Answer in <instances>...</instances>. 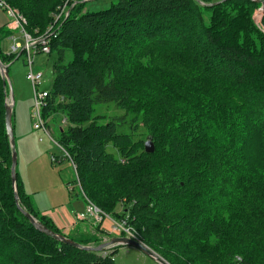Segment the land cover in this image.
I'll return each mask as SVG.
<instances>
[{
  "label": "trees",
  "instance_id": "obj_1",
  "mask_svg": "<svg viewBox=\"0 0 264 264\" xmlns=\"http://www.w3.org/2000/svg\"><path fill=\"white\" fill-rule=\"evenodd\" d=\"M2 1L24 17L33 39L54 31L47 52L55 54L51 85L40 113L69 155H63L74 170L68 196L87 205L89 199L111 219L125 220L136 239L169 264H206L202 245L215 248V264H264V178L256 179L249 198L242 187L243 163L252 154L264 163V31L252 19L260 3L101 0L108 5L87 10L93 0ZM10 33L1 28L0 43ZM21 55L24 50L3 52L0 45L3 64ZM182 79L192 81V93H206L209 103L176 99L169 85ZM220 98L235 115L220 122H237L256 150L237 149L242 155H235L230 134L209 129L213 117L193 122L205 108L213 114ZM5 101L0 76V264H115L119 246L80 250L39 232L16 208ZM98 104L122 114L97 113ZM56 116L61 125L52 127ZM144 132L152 152L144 150ZM15 183L20 207L52 231L90 246L111 236L98 223L92 230L61 232L37 211L17 169Z\"/></svg>",
  "mask_w": 264,
  "mask_h": 264
},
{
  "label": "rangeland",
  "instance_id": "obj_2",
  "mask_svg": "<svg viewBox=\"0 0 264 264\" xmlns=\"http://www.w3.org/2000/svg\"><path fill=\"white\" fill-rule=\"evenodd\" d=\"M83 1H86V0H83ZM107 5H108L107 1L93 0L87 4L86 9L87 10H97L100 8H104ZM257 10L258 8H256L252 12V19L256 22L257 27L259 26V28L264 31V21H263L264 8L262 9L261 13L258 15V18L256 20ZM16 33H18L17 30H16ZM4 44H6L7 46V41H5ZM30 51L32 52L33 49H30ZM24 59H25L24 56L21 55L19 58L13 60V62H11V64L8 67L9 77L10 75H12L11 85H12L13 98L17 102L16 105L18 106V104L20 103V107H21L19 110L17 109L15 110L16 118L18 120L23 119V124H20L15 134H18L20 130L23 129L26 136L28 138H32L35 141L36 143L35 147L27 146L26 149L33 148L31 150V157L33 161L37 162V167L39 166L38 168H36L38 174L42 175L43 177L45 176V179L55 177L56 182H53L52 184L57 187H59V185L63 186L65 181L62 182L61 178L65 176L66 181H72L74 177V172H73V169L70 163L66 159L63 158V153L61 149L57 145V142L51 138L48 129L45 126H44L45 130L41 128L33 129L32 127V123H34V120L31 117V107L33 105V98H32V90H31L30 83L25 77V74L27 72V66L24 63ZM54 59H55L54 53L47 54L46 52L39 51L33 55V63L31 67L32 71L34 73L38 72L42 76V84L39 88L40 91L47 92L50 89L51 79H52L51 63ZM261 76L264 77V73L262 72L259 73V77ZM10 81H11V78H10ZM172 81L173 82L169 86L173 88L172 90L173 96L176 99L184 101L185 103H188V100L190 99H195L196 103H200V104H202L201 102L207 103V104L209 103L208 99H206V93L202 95L200 93L201 92L200 90H196L194 93H192V85H193L191 83L192 81H189V83L183 79L180 80L179 83H177L176 80H172ZM255 84H257L256 81H255ZM203 88L207 90V86H204ZM210 91H213L215 94V91L214 89H212V87ZM226 103L227 101L224 98H220L214 104L215 107L211 109L212 113L214 112L213 114H210L209 109L205 108L206 112L205 113L203 112V114L199 115L198 119L193 120V122L197 124L198 122H201L206 119H208V121L210 122L213 117L214 121L211 122V124L209 125V129L211 131L216 132L218 135L220 133L230 134L229 137L233 141V145L235 148V155H242V154H237V149L240 152L245 151L244 153H246L249 148L251 149V151L256 150V141L249 139V137L247 136H244L242 134V129L240 130L238 128L237 122H235L234 120L230 121L226 118H225L226 119L225 124L220 122L221 118H223L224 116L229 117V118L235 117L234 113L230 112V107L226 106ZM219 105H223L224 109H217ZM96 108H97L96 110L97 113H102V114H105L106 116L107 115L114 116V115L122 114V112H119L117 108L111 107L109 105L106 106L105 104H98ZM60 125L61 123L59 121V117L56 116L55 125L52 127H55V126L59 127ZM141 128L142 127L140 125L138 127V132H137L138 134L139 132H141L142 130ZM15 134H14V141H15L16 161H17L16 169H18V166L20 167L21 163H20V156L18 159V152H17V144L19 140L16 138ZM47 134L50 136V139ZM141 136L146 142L147 141L146 137H148L149 135L147 136V133L144 132ZM237 139H242V140L237 141ZM246 139L247 141H245ZM107 148H108V151L114 152V154H116V152L113 150V148L110 145H108ZM45 155L47 157V162L45 161ZM51 156H57V160H55L54 162H50ZM256 158L257 157L255 156V154H252L251 155L252 160L247 161L248 164L246 162L243 163L242 172H243L244 181L242 182V187L244 188L245 192L249 191L248 198L252 194L250 193V189L255 187L256 179L264 178V163L257 164L255 160L259 161V158L257 159ZM253 163H256V164L253 165ZM252 166H253V171H252ZM246 167H248L249 169L247 173L245 170ZM31 176L33 175H27L26 177L27 189L29 191H36L38 193L37 198H44V196L47 194V191H45V188L39 189L36 185L38 182L35 179H33ZM61 201L63 200L60 199L59 197L53 198L50 202L45 201V204H46L45 207H40L39 210H43L48 207H58L60 206ZM67 201H72V200L68 199ZM87 201L89 202L88 205L95 206L93 201L89 199ZM114 210H116L115 212L116 214H121L120 205H117L114 208ZM82 211H84V209H82ZM85 211H86V208H85ZM85 211L82 212V214H85ZM112 220L116 222H120V218L117 216H114ZM250 228H253V226L252 225L249 226V230ZM114 234H115L114 236L126 235V233L122 231L115 232ZM205 238L207 239L208 236H206ZM221 242H224V241H221ZM225 244L226 242H224L223 246H225ZM202 246H203L201 248L203 250L202 252L206 255V259H205L206 264L217 263V255L215 254L213 250L215 248H212L211 250L208 247H205L204 245ZM179 254L181 258L185 259V255H186L185 250L179 249ZM114 260H115V264H157L154 260L144 255L142 252H140L136 248L130 247V246H124V245L119 246L117 248V251L114 255Z\"/></svg>",
  "mask_w": 264,
  "mask_h": 264
},
{
  "label": "crops",
  "instance_id": "obj_3",
  "mask_svg": "<svg viewBox=\"0 0 264 264\" xmlns=\"http://www.w3.org/2000/svg\"><path fill=\"white\" fill-rule=\"evenodd\" d=\"M9 29L11 33L4 38L0 45L2 47L3 52H8V47L11 44V37H16L17 41L22 44L21 35L16 33V30H13L9 27V18L7 15L0 9V29ZM7 41V46L4 44V42ZM10 74V72H9ZM11 82H12V75H10ZM16 101L14 100L13 103V110H12V122H13V134L16 133V130L19 128L20 124H23V119L18 120L16 118L15 110H19L20 103L18 106L16 105ZM17 107V108H16ZM16 138L19 140L17 144V152H18V159L20 156V167L18 166V173L20 175L23 189L26 194L30 196V199L40 213L44 214L45 216L49 217L52 222L55 224V226L63 233L67 234L70 231L76 229H82V230H92L94 225L97 224L94 219H92L91 216L86 214L85 208L87 204L82 200L80 197H74L70 198L68 196V187L67 183L70 181H66V177H62L61 181H65V183L62 185H59V187L53 185V182H56V178H48L45 179V176L39 175L36 168L37 162L33 161L31 157V149H26L27 146L35 147L36 143L32 138H28L26 134L24 133L23 129L20 130L18 134H15ZM45 161L47 162V157L45 155ZM48 165V163H47ZM74 172V170H73ZM27 175H33L31 176L33 179H35L38 183L36 184L39 189L45 188V191H47V194L44 196V198H37V192L36 191H29L27 189V182L26 177ZM74 178V177H73ZM73 180V179H72ZM59 197L63 201H61L60 206L58 207H48L43 210H39L40 207H45V201L50 202L53 198ZM68 199H71L72 201H67ZM67 201V202H66ZM44 203V204H42ZM82 209L85 211L84 218H78V215L82 214ZM107 219V220H106ZM113 223V220L105 218L101 222H99L97 225L100 227L101 230H103L106 233H109L112 237L115 234H112L110 231L111 225ZM109 237V238H110Z\"/></svg>",
  "mask_w": 264,
  "mask_h": 264
},
{
  "label": "water",
  "instance_id": "obj_4",
  "mask_svg": "<svg viewBox=\"0 0 264 264\" xmlns=\"http://www.w3.org/2000/svg\"><path fill=\"white\" fill-rule=\"evenodd\" d=\"M255 2L260 3V6L256 12V20L258 18V15L261 13L264 1L263 0H254ZM19 55V54H18ZM8 67L9 64H3L0 60V76L2 80V86L4 89V95L6 98V101L4 102L3 108V121H4V129L5 134L8 139L9 148H10V179H11V187L13 191V197H14V203L16 208L21 212V214L29 221V223L39 232L47 235L48 237H51L57 241H60L62 243L71 245L75 248H78L83 251H103L107 250L109 248L115 247V246H130L134 247L140 252H142L144 255L150 257L152 260H154L157 264H169L166 262L163 258H161L158 254H156L154 251L149 249L145 244H143L138 239L128 237L126 235L124 236H112L108 238L107 240H104L97 246H90V245H80L79 243L72 241L71 239L67 238L63 234L57 233L52 231L51 229L47 228L45 225H43L41 222L37 221V219L32 216L30 213L25 211L22 207L19 205L18 195L16 192V151H15V141H14V134H13V128H12V110H13V92H12V85L10 81V77L8 75ZM144 150L145 152H152L153 151V145L151 142V137L148 136L147 141L144 144Z\"/></svg>",
  "mask_w": 264,
  "mask_h": 264
},
{
  "label": "built area",
  "instance_id": "obj_5",
  "mask_svg": "<svg viewBox=\"0 0 264 264\" xmlns=\"http://www.w3.org/2000/svg\"><path fill=\"white\" fill-rule=\"evenodd\" d=\"M0 9L7 15L9 18V27L13 30H17L19 34L21 35L22 44H20L17 41L16 37H11V44L8 49V53H17L21 50H24V63L27 66V72L25 74L26 79L30 83L31 90H32V98H33V105L31 107V117L34 120V123H32L33 129H44V123L43 119L40 113V107L46 97L45 91H40L39 88L42 84V76L38 72L32 71V63H33V55L37 52H48V42L51 35L54 34V31L47 32L44 37H39L37 39H33L30 37L28 33L25 32L23 23L24 18L22 15L15 9L10 6H8L5 2L0 0ZM64 10V9H63ZM63 10H60L59 14L54 15V22L50 27H48L47 30L51 29L53 27V24H55L58 19L61 17ZM30 49H33L31 52ZM60 148V147H59ZM63 155L66 156V158H69V155L60 148ZM55 160H57L56 156H53ZM86 214L91 216L94 221L97 223L101 222L103 219L108 218L111 219L108 215L102 213L97 207L93 205H87L86 206ZM85 214L78 215V218H84ZM112 220V219H111ZM110 231L112 234L115 232H125L126 236L135 238L136 237L131 233V231L126 226L125 220H120V222L113 221Z\"/></svg>",
  "mask_w": 264,
  "mask_h": 264
},
{
  "label": "bare ground",
  "instance_id": "obj_6",
  "mask_svg": "<svg viewBox=\"0 0 264 264\" xmlns=\"http://www.w3.org/2000/svg\"><path fill=\"white\" fill-rule=\"evenodd\" d=\"M46 92V91H45ZM47 94V93H46ZM31 114H32V111H31ZM48 135V134H47ZM49 139H50V136L48 135ZM58 145V144H57ZM55 161V158L53 156H51V159H50V162H54Z\"/></svg>",
  "mask_w": 264,
  "mask_h": 264
},
{
  "label": "clouds",
  "instance_id": "obj_7",
  "mask_svg": "<svg viewBox=\"0 0 264 264\" xmlns=\"http://www.w3.org/2000/svg\"><path fill=\"white\" fill-rule=\"evenodd\" d=\"M107 240V239H106Z\"/></svg>",
  "mask_w": 264,
  "mask_h": 264
}]
</instances>
